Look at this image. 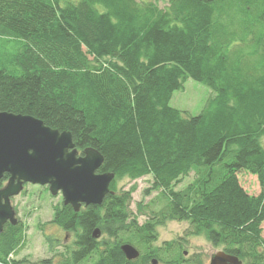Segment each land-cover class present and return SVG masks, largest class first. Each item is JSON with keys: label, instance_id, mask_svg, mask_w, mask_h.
I'll use <instances>...</instances> for the list:
<instances>
[{"label": "trees", "instance_id": "1", "mask_svg": "<svg viewBox=\"0 0 264 264\" xmlns=\"http://www.w3.org/2000/svg\"><path fill=\"white\" fill-rule=\"evenodd\" d=\"M187 78L214 92L198 114L169 104ZM0 111L69 131L79 152L101 153L98 172L114 173L101 204L54 208L74 249L42 264H203L181 238L155 245L169 220L240 264H264V0H0ZM146 176L160 203L138 223L134 185L116 183ZM24 242L22 223L7 222L0 264H28L11 257ZM123 243L139 256L128 260Z\"/></svg>", "mask_w": 264, "mask_h": 264}, {"label": "water", "instance_id": "2", "mask_svg": "<svg viewBox=\"0 0 264 264\" xmlns=\"http://www.w3.org/2000/svg\"><path fill=\"white\" fill-rule=\"evenodd\" d=\"M103 156L92 147L79 154L69 131L49 127L29 114L0 111V232L5 223H17L11 198L25 183L47 185L51 195L61 194L64 204L78 211L80 204L99 205L114 178L112 172H98ZM99 234L96 229L94 234ZM128 260L139 251L129 243L120 245ZM240 260L222 250L214 253L209 264H240ZM151 264H157L153 259Z\"/></svg>", "mask_w": 264, "mask_h": 264}, {"label": "rangeland", "instance_id": "3", "mask_svg": "<svg viewBox=\"0 0 264 264\" xmlns=\"http://www.w3.org/2000/svg\"><path fill=\"white\" fill-rule=\"evenodd\" d=\"M163 7L168 0H155ZM214 92L205 84L187 78L181 90H175L171 96L169 104L175 108L186 110L190 114H198L207 101L213 97ZM194 173L190 172L184 176L175 187L176 190L184 188L193 181ZM241 185L251 194L260 192V185L255 175L247 171L238 173ZM151 177L146 176L134 181L123 178L117 181L118 190H127L134 185L132 199L129 210L138 223L148 220L151 214L150 207L153 202H159L157 191L150 190ZM149 191L148 193L146 192ZM155 202V204H156ZM12 206L16 212V218L25 229V242L19 248L17 254L12 255L16 259H23L26 263H39L44 259L54 257L59 259L62 255L67 256L74 249V232H65L60 227L51 223L54 208L62 205L60 194L51 195L47 186L27 185L20 194L16 195L12 201ZM156 204L155 206H157ZM157 209V208H155ZM262 237L264 239V222L262 223ZM189 223L186 221L169 220L161 222L157 227L158 246L163 241L183 240L182 249L189 257L196 255L200 257L204 264L207 263L210 255L219 250L212 246L204 235H191L186 233ZM196 253V254H194ZM26 259V260H25ZM162 264V263H158Z\"/></svg>", "mask_w": 264, "mask_h": 264}, {"label": "flooded vegetation", "instance_id": "4", "mask_svg": "<svg viewBox=\"0 0 264 264\" xmlns=\"http://www.w3.org/2000/svg\"><path fill=\"white\" fill-rule=\"evenodd\" d=\"M4 177V176H3ZM7 180V179H6ZM6 180L2 183V185H4L5 184V182H6ZM1 185V186H2ZM27 185H30V184H28V183H25L24 184V187H23V189L27 186ZM43 186H47V185H43ZM48 187V186H47ZM20 194V193H19ZM60 194V193H59ZM61 195V194H60ZM15 196H13L12 198H11V201H12V199L14 198ZM62 197V196H61ZM62 205H64V206H66V205H68V206H70L71 208H72V206L71 205H69V204H64L63 203V198H62ZM89 205H91V204H89ZM89 205H85V204H83V203H81L80 204V207H79V209H78V211H75L73 208V210L75 211V212H79L80 210H82V209H84V208H86V207H88ZM15 215H16V212H15ZM18 221V220H17ZM9 223V222H8ZM6 224V223H5ZM57 226V225H56ZM96 230V229H95ZM95 230L93 231V237H95V238H97L98 236H99V234H97V233H95L94 234V232H95ZM65 232H71V231H68V230H64ZM217 251H219V250H217ZM72 252V251H71ZM194 254H196V253H194ZM213 255V254H212ZM212 255H210V257H209V259H208V261H207V263L206 264H209V261H210V258H211V256ZM42 262V261H41ZM41 262H39V263H32V264H42ZM202 263H203V261H202ZM31 264V263H30ZM204 264V263H203Z\"/></svg>", "mask_w": 264, "mask_h": 264}, {"label": "bare ground", "instance_id": "5", "mask_svg": "<svg viewBox=\"0 0 264 264\" xmlns=\"http://www.w3.org/2000/svg\"><path fill=\"white\" fill-rule=\"evenodd\" d=\"M5 225V224H4ZM4 227V226H3ZM3 230V229H2Z\"/></svg>", "mask_w": 264, "mask_h": 264}]
</instances>
